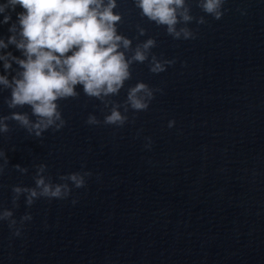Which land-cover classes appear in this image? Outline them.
<instances>
[{
	"label": "water",
	"instance_id": "95a60500",
	"mask_svg": "<svg viewBox=\"0 0 264 264\" xmlns=\"http://www.w3.org/2000/svg\"><path fill=\"white\" fill-rule=\"evenodd\" d=\"M186 6L196 18L187 40L142 17L134 0H118V31L132 40L127 55L149 37L156 46L149 60L131 65L119 94L97 99L77 85V96L58 100L66 122L59 130L37 136L11 119L13 112L38 118L29 105L10 108L11 90L0 86L8 125L0 133L8 160L0 157V212L11 209L17 221L10 228L0 220V264H264V0H226L220 19L197 0ZM8 11L5 39L22 9ZM5 51L21 55L14 45ZM153 54L175 62L153 73ZM18 71L14 63L9 78ZM138 81L161 90L148 109L125 112ZM117 103L128 120L103 123ZM89 114L100 123L88 124ZM42 165L41 175L67 183L70 195L29 206L21 194L14 202L12 187H33ZM71 172L91 175L76 188L61 179ZM25 213L32 219L21 223Z\"/></svg>",
	"mask_w": 264,
	"mask_h": 264
},
{
	"label": "clouds",
	"instance_id": "9594fccd",
	"mask_svg": "<svg viewBox=\"0 0 264 264\" xmlns=\"http://www.w3.org/2000/svg\"><path fill=\"white\" fill-rule=\"evenodd\" d=\"M187 2L134 0V5L142 17L157 26H164L174 39L187 40L196 36L187 26L196 19L190 7L186 6ZM225 3L226 0H197L202 12L214 19H220L227 11ZM17 7L22 11L17 12L16 21L9 27L11 35L6 39L0 37V62L4 70L0 72V86L11 90L8 99L10 108L17 105L31 107L32 114L38 118L35 122L17 112H13L10 118L19 121L30 132L34 130L37 136L50 126L54 125L55 130L64 127L66 122L59 110L58 100L77 96V85L82 86L85 95L97 99L119 94L125 82L131 78V65L149 60L151 50L157 43L154 37H149L136 46L131 56L127 55L132 40L118 31V22L122 19V13L117 11L118 0H0V14H3L0 24H7L12 19L8 10L15 11ZM205 22V15L197 20L199 24ZM178 24L184 27L178 28ZM139 32L144 35L146 30L140 28ZM10 45H14L21 55L5 51ZM174 62L158 59L153 54L149 70L158 74ZM14 63L19 71L10 79L9 70ZM158 90L161 89L154 91L145 81H138L127 91L124 111L127 112L129 108L137 112L148 109ZM6 119L0 117V133L8 131ZM127 120L128 117L121 112L120 104L117 103L104 116L103 123L123 126ZM86 122L90 125L100 123L94 114H89ZM174 124L175 121L170 120L168 127ZM0 157H4L7 164V156L3 151H0ZM14 167L20 172L27 171L19 164ZM44 168L42 165L37 170L33 187H12L14 202L21 194H25L29 206L39 197L63 199L70 195L72 189L67 183L53 185L41 175ZM3 171L4 166L0 165V174ZM89 175L90 172H71L61 179L80 188L86 183L85 176ZM13 217L11 209L0 212V220H9L10 228L17 223ZM31 219V214L25 213L20 222ZM13 234L19 236L21 229L16 228Z\"/></svg>",
	"mask_w": 264,
	"mask_h": 264
}]
</instances>
